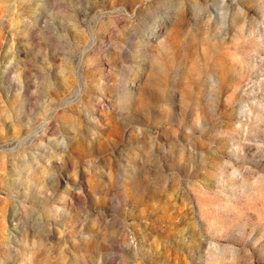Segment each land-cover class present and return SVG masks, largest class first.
I'll use <instances>...</instances> for the list:
<instances>
[{"label": "rangeland", "instance_id": "rangeland-1", "mask_svg": "<svg viewBox=\"0 0 264 264\" xmlns=\"http://www.w3.org/2000/svg\"><path fill=\"white\" fill-rule=\"evenodd\" d=\"M171 2L0 0V264H264V0Z\"/></svg>", "mask_w": 264, "mask_h": 264}, {"label": "clouds", "instance_id": "clouds-1", "mask_svg": "<svg viewBox=\"0 0 264 264\" xmlns=\"http://www.w3.org/2000/svg\"><path fill=\"white\" fill-rule=\"evenodd\" d=\"M96 0H88V3L91 5L93 3H95ZM145 3H148L150 2V0H144ZM178 3H179V9H177L178 11L182 10L183 9V6L185 4V0H178ZM76 7H79V5H75ZM176 6V0H172L171 2V7H175ZM105 13H101V12H98L97 15H104ZM95 19V17L93 18ZM130 19V18H129ZM213 19H216L215 17H213L211 14L209 15L208 17V20H207V23L210 25L213 21ZM220 23L223 24L224 23V16L223 14H220ZM166 20H171V15L169 13L168 10L166 9H161L159 11H155L154 13H152V25L155 26V25H158L160 23H163L165 22ZM135 35V33H134ZM91 39V37L89 38ZM128 54L131 55V51L128 50ZM123 67H126V66H123ZM119 83L124 86V87H127L129 86V84L131 83V81H125V80H120ZM122 103V100L120 98H117V101H116V104L117 106H119L120 104ZM253 104H256L257 101L253 100L252 101ZM231 151V149H230ZM120 168L121 170H124V171H127V167L125 164H121L120 165ZM117 175H119V173H117ZM121 185H117V191H119V187ZM104 257L101 256L100 260L97 261V264H104ZM109 264H112V261H109Z\"/></svg>", "mask_w": 264, "mask_h": 264}]
</instances>
